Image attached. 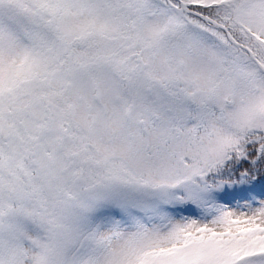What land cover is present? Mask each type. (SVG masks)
<instances>
[{
    "label": "snow or ice",
    "instance_id": "1",
    "mask_svg": "<svg viewBox=\"0 0 264 264\" xmlns=\"http://www.w3.org/2000/svg\"><path fill=\"white\" fill-rule=\"evenodd\" d=\"M0 264H264V0H0Z\"/></svg>",
    "mask_w": 264,
    "mask_h": 264
}]
</instances>
